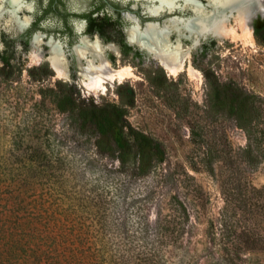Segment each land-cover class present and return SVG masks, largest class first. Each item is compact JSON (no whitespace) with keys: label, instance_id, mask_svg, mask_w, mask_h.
Listing matches in <instances>:
<instances>
[{"label":"trees","instance_id":"16d2710c","mask_svg":"<svg viewBox=\"0 0 264 264\" xmlns=\"http://www.w3.org/2000/svg\"><path fill=\"white\" fill-rule=\"evenodd\" d=\"M254 34L264 46V24ZM2 63L3 77L19 70L6 58ZM28 73L34 81L50 74L46 67ZM157 74L149 79L154 85L160 84ZM218 90L217 104L226 106L247 144L228 152L240 165L230 167L231 176L222 182L224 205L218 217L202 239L183 246L184 235L195 233L186 230L190 214L179 197L169 198L166 213L160 209L153 229L141 213V202L150 196L130 202L128 184L149 177L166 160L161 142L126 123L135 106L133 88L120 85L119 102L100 105L62 82L57 91L42 89L43 101L51 92L48 98L70 115L76 134L111 164L93 169V160L79 173L54 127L40 146L11 148L6 155L0 151V264H170L173 249H183L184 264H264V186L243 177V169L258 167L264 157V132L252 127L264 124V115L256 109L258 97L230 85ZM191 138L202 146L206 142L194 130ZM214 161L207 152L211 174ZM97 167L103 175L94 173Z\"/></svg>","mask_w":264,"mask_h":264},{"label":"rangeland","instance_id":"374dc122","mask_svg":"<svg viewBox=\"0 0 264 264\" xmlns=\"http://www.w3.org/2000/svg\"><path fill=\"white\" fill-rule=\"evenodd\" d=\"M37 2L39 6H43V0ZM67 5L69 8L72 6L88 8L90 1L72 0ZM138 6L141 13H147V7L152 4L139 0ZM11 9L10 5L6 4V10ZM25 15L32 14L27 13L26 10L18 12L21 20ZM172 16L189 17L185 12H175L171 15L163 13L155 18L148 14L146 22L162 23ZM50 19L54 23L57 22L54 16ZM8 20L6 13L0 22L1 27ZM255 25L254 21L252 40L244 37L229 38L221 48L217 47V41L211 40L209 42L212 43L205 57L201 56L200 50L195 52L192 65L203 73V77L190 79L185 71L175 80H169L163 69L158 67L145 69L141 66L146 79L136 80L129 77L124 83L132 87L135 93V106L128 112L127 125L161 142L166 153L165 162L155 167L149 177L128 184L130 202L143 200L144 195L150 196L147 201L141 202V213L147 225L153 229L160 209L164 208L161 212L166 213V203L169 198L179 197L186 204L190 214V221L185 226L186 230H193L195 233L192 236L184 235L183 246L188 240L192 243L196 239H202L210 221L218 217L224 205L222 182L229 175L231 176L230 167L240 163L238 159L229 157L228 152L229 150L232 152V149L233 152H237L247 144L244 131L228 115L226 106L217 104L218 89L223 85H230L235 90L258 97L256 109L264 115V46L255 37ZM56 28L40 30L64 43L63 38L67 34L55 35ZM240 30L239 28V34L242 33ZM67 36L68 43L73 44L76 38ZM7 40L5 36V51L0 54V67L3 65L1 57L5 56L12 64L17 65L19 70L15 69L9 77L0 75V151L6 155L7 150L11 148L25 149L40 146L45 141L49 128L54 127L59 138L65 143L64 149L76 160L79 173L84 172L85 165L89 167L93 160H95L93 169L95 166L102 168L104 165L109 166L111 164L109 159L95 156L93 146L76 134L70 115L60 112L51 98H48L52 97L51 92L46 93V99L43 101L42 89L50 88L57 91L60 81H55L54 85L49 77L34 81L28 73L29 69L25 70L26 61L24 62L23 56L28 51L18 52L8 47ZM225 52L226 55L223 54ZM16 55L20 58L17 59ZM111 59H114L112 62L115 66V57L111 56ZM142 63L141 61V65ZM44 64L46 63L42 65ZM160 70L163 74L159 72ZM157 71L160 84L154 85L149 79L154 77ZM72 79L75 81L77 78L72 77ZM119 86H116V94ZM86 99L95 102V97L90 96ZM100 99L101 104L119 102V99L110 96H102ZM252 127L264 132V124L255 126L254 123ZM191 130L205 135L206 142L203 146L193 142ZM207 152L215 158L214 174L209 172ZM103 172L97 167L94 173L103 175ZM85 175L87 178H94L90 173ZM236 177L240 178V174ZM243 177L256 187L264 186V157L258 167L243 169ZM117 211L120 212V206ZM172 253L174 255H171L170 264H184L183 249H173Z\"/></svg>","mask_w":264,"mask_h":264},{"label":"clouds","instance_id":"9594fccd","mask_svg":"<svg viewBox=\"0 0 264 264\" xmlns=\"http://www.w3.org/2000/svg\"><path fill=\"white\" fill-rule=\"evenodd\" d=\"M50 0H43V6H39L37 0L18 3L13 0V7L26 10L32 15H25L21 32L31 28L36 16H43L44 10L48 8ZM211 10L203 6H194L192 0H161L158 11H152V16H160L163 13L171 15L175 12L183 13L190 10L199 17L194 29L184 25L183 20L172 16V21L166 27L161 28L160 23L148 22L147 32L142 31L140 17L137 16L131 27L126 26L127 21H133L130 13H140L142 16L148 13H141L139 0H94V7L82 8L71 7L69 10L83 14L84 18L74 19L69 17L68 25L72 28L76 40L69 49L67 55H61L58 60L45 55L44 49L52 44V37L42 35L40 31L32 34L31 41L23 40L30 44L35 41L36 49L29 50L24 56L25 70L34 66L48 63L54 75L49 79L60 81L67 85L76 84L83 98L95 97V103L101 104L100 97H112L119 99L116 94V86L125 83L126 78L136 80L146 79L145 69L161 68L169 80H175L181 73L187 71L190 79L203 77V73L192 65L193 53L198 52L202 46L211 39L217 41V47L225 45L229 35H235L239 27L245 32H250L249 23L254 14L247 10V6H241L240 0H209ZM260 6V13L264 14V0H255ZM5 7V0H0V9ZM56 12L61 11L59 3L53 4ZM39 21L40 29L64 28V20L57 16L54 23L50 17ZM89 15L91 19H107L115 24V28L107 36L101 37L99 31L89 38ZM212 20L211 24L208 23ZM184 28L188 29L191 35H185ZM150 38L145 39L148 33ZM171 33V35H166ZM13 42V48L23 52V46L15 41L22 40V37L15 31L12 21L8 20L0 27V54L5 51L4 37ZM65 48L68 47L69 37L63 38ZM78 41V42H76ZM57 46L61 41H56ZM83 45V47H82ZM110 53V55H109ZM226 55L227 53H223ZM115 57V66L110 59ZM17 59L20 56L16 55ZM98 58H104L103 63H97ZM211 57L209 56V59ZM141 61L143 62L141 65ZM15 63V60L13 61ZM187 65V69L186 66ZM73 68L77 69V79H72ZM24 70V71H25ZM111 90V91H110Z\"/></svg>","mask_w":264,"mask_h":264},{"label":"flooded vegetation","instance_id":"af4514ba","mask_svg":"<svg viewBox=\"0 0 264 264\" xmlns=\"http://www.w3.org/2000/svg\"><path fill=\"white\" fill-rule=\"evenodd\" d=\"M69 1L71 2L72 0H50V3L48 5V8L44 10L43 16H38V19H36L34 21V23L32 24L31 28H29V29H27V30H25L23 32L15 29V31L17 33L19 32V35L22 37V40L15 41V43L16 44H19V45H22L24 51L32 50L33 49V45H34V41H32L30 44H28V43H26L23 40L31 41L32 34L35 31H37V30L40 31L42 35L47 34V33L43 32V31H41L40 28L38 27V25H39V21L41 19L49 16V13H53L54 14L53 15L54 17L57 18V16H58V17H60L61 19L64 20V28L61 29V28L57 27L56 28L57 32L55 33V35H59L60 36V35H63V34L66 33L67 35H69L72 38L73 37V31L74 30H72V28L69 27V25H68V19H69V17H72V18L78 20V19L84 18V16H83V14H78V13H75V12H71L69 10L70 8L67 5ZM88 1H90V5H89L88 8L94 7V0H88ZM195 1L199 4V6H203L206 10H211V7H210V5L208 3L209 2L208 0H207L206 4H205V0H200V1H203V4H201V2L199 0H195ZM24 2H26V0H24ZM55 3H59L61 11L56 12L53 9V4H55ZM156 4L159 5V2L157 1ZM72 7H78V6H72ZM147 11H148V7H147ZM8 12L9 11L7 10V12H6L7 15H9ZM177 13H180V12H177ZM130 14L134 18H133V21H127L126 22V26L131 27L132 24H133V22H134V20L136 19V17L139 16L140 17V20H141V25H142V31H143L146 28V24L148 23V22H146V16H142V15H140V13H130ZM192 14L193 13L190 10H187V12L185 11V15H187L189 17H180V16H177V17H179L180 20H183V22L185 24V23H187V21H189L190 19H192L195 16V14H193V15ZM3 18L0 19V22L2 21ZM154 22H156V21H154ZM172 22H175L176 24H178L177 21H172V19L170 17L167 20H165L164 22H162V23L160 22V26H161V28H164L166 25H168L169 23H172ZM257 26L258 25L256 24L255 25V28ZM0 27H1V24H0ZM114 28H115V24L113 22H111V21H109L107 19H91L90 18V15H89V28H88L89 38H92L95 35V33H93L94 31H99L100 34H101V37L103 38V36H107L109 34V32L112 31ZM255 28H254V32H255ZM183 31L185 32V35H190V33L188 32V30H186L185 28L183 29ZM47 36L52 37V41H53L52 43L53 44H51L47 48H45L44 49V52H45V55L50 56V50L52 48V45L56 44V41L57 40H60V39H57L54 36H51V35H48V34H47ZM6 42H7V46L13 49V42L12 41H9V40H7ZM76 42H78V41H76ZM70 43L71 42H69L68 43V47L65 48L63 46L64 43H62V41H61V48H62V51H64L65 55L68 54L69 49L72 47V44H70ZM211 43L212 42H208V43H206V44H204L202 46V48L200 49L201 56L205 57L208 54L209 47H210V44ZM193 57H194V53H193ZM1 58L2 59L3 58H6V59L9 60V58L8 57H5V56H2ZM110 59H111V56H110ZM111 60L113 61L114 59H111ZM42 67H46L47 70L49 71L50 74L47 77H50V76L54 75V73L52 72V70L49 69L48 63H46L44 65H41L39 67H33V68L40 69ZM76 71H77V69L73 68V74H72V77L73 78H78L77 75H76ZM72 86L77 89V86H76L75 83H73Z\"/></svg>","mask_w":264,"mask_h":264},{"label":"bare ground","instance_id":"6f19581e","mask_svg":"<svg viewBox=\"0 0 264 264\" xmlns=\"http://www.w3.org/2000/svg\"><path fill=\"white\" fill-rule=\"evenodd\" d=\"M148 1H155V2L158 1L159 2V5H157L156 3H153L152 6H148L149 13L151 14L152 11H158V9L160 7L161 0H148ZM17 2L18 3H25L24 0H17ZM192 3H193L194 6L199 7V4L195 0H192ZM6 4H9L10 7L13 8V9L9 10V12H8V14H9L8 15L9 20L12 21V24H13L14 29L21 31V26L23 24V20H21L18 17V11H20L22 9L13 7V0H5V7L3 9H0V19L3 18L4 15L7 12V10H6ZM209 5H210V3H209ZM240 5L241 6L246 5L247 6V10L250 11V12H252L254 14V16L251 18L250 23H249V27L251 28V31L250 32H245V31H243L241 29L240 31H242V33L239 34V32H238L239 31V27H238L236 29L235 35H229L228 39L229 38H236L237 39L239 37H241V38L244 37V38H246L248 40H252L253 39L252 38V33L253 32H252V26H251V24L253 23V20L254 19H256L257 17L262 16V15L264 16V14H261L260 13V6L255 3V0H240ZM198 19H200V18L197 17V16H194L192 19H190L189 21H187V23H185L184 25H187L188 28L194 29L196 27V21ZM211 22H212V20L210 19L208 21V23L211 24ZM172 23H175V22H172ZM185 29L188 30L187 28H185ZM143 31H146L147 32L148 31L147 30V27ZM166 35H171V34L170 33H166ZM190 35H191V33H190ZM150 36H151V33L149 32L148 35L145 36V39L150 38ZM82 47H83V45H82ZM35 49H36V44H35V41H34V45H33V49L32 50H35ZM61 55H65L64 51H62L61 45L60 46H57V44L52 45V48L50 50V57H52L53 59L58 60ZM96 62L97 63H103L104 62V58H98L96 60ZM185 67L187 69V65Z\"/></svg>","mask_w":264,"mask_h":264},{"label":"water","instance_id":"95a60500","mask_svg":"<svg viewBox=\"0 0 264 264\" xmlns=\"http://www.w3.org/2000/svg\"><path fill=\"white\" fill-rule=\"evenodd\" d=\"M143 2H145V3H150V4H153V3H156L155 1H148V0H142ZM200 1V0H199ZM201 2V4H203V1H200ZM206 2H207V0H205V4H206ZM147 11V10H146ZM186 12H187V10H185ZM147 13L149 14V16H151V17H154V16H152L148 11H147ZM168 14V13H167ZM193 15V14H192ZM155 17H159V16H155ZM154 17V18H155ZM256 22V24L258 25V26H261V25H263L264 24V16L262 15V16H259V17H257L256 19H254L253 20V22ZM156 22H158V23H160L159 21H156ZM252 25V24H251ZM18 34H19V32H18ZM211 40H213V41H216L215 39H211Z\"/></svg>","mask_w":264,"mask_h":264}]
</instances>
